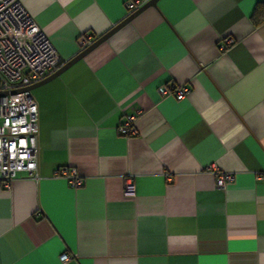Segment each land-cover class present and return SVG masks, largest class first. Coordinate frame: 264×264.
Wrapping results in <instances>:
<instances>
[{"label": "crops", "instance_id": "obj_1", "mask_svg": "<svg viewBox=\"0 0 264 264\" xmlns=\"http://www.w3.org/2000/svg\"><path fill=\"white\" fill-rule=\"evenodd\" d=\"M20 1L65 60L126 13ZM167 82L189 96H160ZM31 94L39 178L0 183V264H264V0H157Z\"/></svg>", "mask_w": 264, "mask_h": 264}, {"label": "built area", "instance_id": "obj_2", "mask_svg": "<svg viewBox=\"0 0 264 264\" xmlns=\"http://www.w3.org/2000/svg\"><path fill=\"white\" fill-rule=\"evenodd\" d=\"M147 0H126L125 16L140 7ZM99 35L83 32L79 36L78 52L89 45ZM232 43V38L223 36L218 41V49L224 50ZM58 54L49 37L41 30L33 16L20 0H0V183L8 187L17 173L37 180V105L33 97L23 88L53 73L58 65ZM65 60V59H64ZM19 91L10 94L11 90ZM156 92L164 97L181 100L189 96L191 88L187 84L167 82L156 87ZM138 112H128L117 126L123 136L136 134L134 120ZM216 172V186L222 187L233 181V173ZM62 176L72 188L83 184V179L72 167L62 166L55 172ZM124 194H133L129 178L124 179ZM70 258L62 253L60 261Z\"/></svg>", "mask_w": 264, "mask_h": 264}, {"label": "water", "instance_id": "obj_3", "mask_svg": "<svg viewBox=\"0 0 264 264\" xmlns=\"http://www.w3.org/2000/svg\"><path fill=\"white\" fill-rule=\"evenodd\" d=\"M156 2H157V0H147L140 7H138L136 10L131 12L129 15L125 16L122 20H120L118 23H116L114 26H112L106 32H104L103 34L99 35L89 45H87L85 48H83L82 50L77 52L71 58H69L67 60H64L62 57L58 56V60H57L58 67L53 73L49 74L48 76L44 77L43 79H41V80H39L37 82H34V83L24 87L23 89L27 90L30 93V95L32 96L31 91L34 88H36V87H38V86L50 81L54 77L58 76L60 73H62L65 69H67L73 63H75L79 59L83 58L88 52H90L92 49H94L100 43L104 42L109 36H111L119 28H121L126 23H128L135 15H137L139 12H141L142 10H144L145 8H147L149 6H154L156 4ZM17 91H19V89L11 90L8 93L13 94V93H15ZM6 93L7 92L2 91V92H0V95L6 94Z\"/></svg>", "mask_w": 264, "mask_h": 264}]
</instances>
